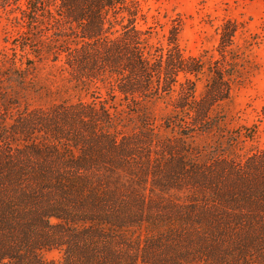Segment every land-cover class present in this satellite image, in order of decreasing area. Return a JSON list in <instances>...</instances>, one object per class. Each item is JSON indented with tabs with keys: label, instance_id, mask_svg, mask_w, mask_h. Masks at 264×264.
<instances>
[{
	"label": "trees",
	"instance_id": "16d2710c",
	"mask_svg": "<svg viewBox=\"0 0 264 264\" xmlns=\"http://www.w3.org/2000/svg\"><path fill=\"white\" fill-rule=\"evenodd\" d=\"M21 1L0 0V264H264V148L214 115L225 67L198 99L179 80L204 63L177 26L153 45L143 0Z\"/></svg>",
	"mask_w": 264,
	"mask_h": 264
},
{
	"label": "rangeland",
	"instance_id": "374dc122",
	"mask_svg": "<svg viewBox=\"0 0 264 264\" xmlns=\"http://www.w3.org/2000/svg\"><path fill=\"white\" fill-rule=\"evenodd\" d=\"M143 2L149 12L153 45L167 47L172 30L177 26L178 44L184 55L204 63L202 73L181 74L180 83H194L196 98L200 99L216 75V67L224 66L231 91L228 98L217 106L214 115L225 116L222 126L225 130H255L243 152L264 148V0ZM15 14L0 9V52L11 53L18 44L20 28L14 20ZM35 64L30 76L50 81L52 68L41 65L38 74V60ZM210 65L214 67L213 75L208 69ZM167 101L158 104L161 116L170 113V101ZM112 110L115 111L113 107ZM217 136L218 133L198 134L195 139L198 144L205 145L214 142ZM44 257L59 263L62 254L51 249L44 251Z\"/></svg>",
	"mask_w": 264,
	"mask_h": 264
}]
</instances>
